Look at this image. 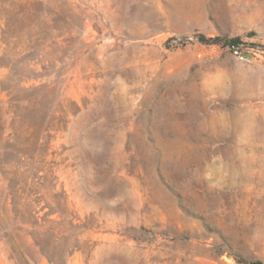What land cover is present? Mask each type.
<instances>
[{"label":"rangeland","instance_id":"rangeland-1","mask_svg":"<svg viewBox=\"0 0 264 264\" xmlns=\"http://www.w3.org/2000/svg\"><path fill=\"white\" fill-rule=\"evenodd\" d=\"M0 264H264V0H0Z\"/></svg>","mask_w":264,"mask_h":264},{"label":"trees","instance_id":"trees-1","mask_svg":"<svg viewBox=\"0 0 264 264\" xmlns=\"http://www.w3.org/2000/svg\"><path fill=\"white\" fill-rule=\"evenodd\" d=\"M197 41L200 44L203 45H222L223 47L229 48V49H235L237 48V45L239 44L238 39H230V40H222V39H215V40H206L203 36H197Z\"/></svg>","mask_w":264,"mask_h":264},{"label":"built area","instance_id":"built-area-1","mask_svg":"<svg viewBox=\"0 0 264 264\" xmlns=\"http://www.w3.org/2000/svg\"><path fill=\"white\" fill-rule=\"evenodd\" d=\"M234 54H235V55H238V52L235 51Z\"/></svg>","mask_w":264,"mask_h":264}]
</instances>
